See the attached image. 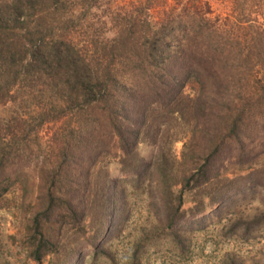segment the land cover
<instances>
[{"label": "trees", "instance_id": "1", "mask_svg": "<svg viewBox=\"0 0 264 264\" xmlns=\"http://www.w3.org/2000/svg\"><path fill=\"white\" fill-rule=\"evenodd\" d=\"M221 1L223 12L209 0H0V101L15 85L58 101L0 120V198L29 167L38 177L33 260L87 217L120 219L124 189L95 169L111 144L122 172H149L157 202L175 207L169 224L184 220L185 190L215 202L206 214L264 189V0ZM49 122L54 156L32 145Z\"/></svg>", "mask_w": 264, "mask_h": 264}, {"label": "rangeland", "instance_id": "2", "mask_svg": "<svg viewBox=\"0 0 264 264\" xmlns=\"http://www.w3.org/2000/svg\"><path fill=\"white\" fill-rule=\"evenodd\" d=\"M209 2L216 12L226 10L221 0ZM185 89L189 91V85ZM11 94L0 101V120L12 122L36 115L33 103L37 99L58 103L46 95L39 97L36 91L30 95L19 85L13 86ZM54 129L51 122L44 123L32 135V145L40 146L47 156H54L50 140ZM182 142L176 139L172 143L178 157ZM148 150L147 143L138 144L140 155L145 157ZM106 164L110 177L116 178L118 188L126 194L120 219L109 221L107 228V222L87 217L84 228H65L62 237H52L58 242V251L47 253L40 263L28 254L35 241L31 236L34 211L42 205L35 185L38 177L31 167L24 170L0 198V264H264V189L223 196V202L206 214L203 211L215 202L203 190H185L180 211L184 220L175 225L166 220V213L175 207L157 202L149 172L145 179L122 172L113 144L95 169L102 172ZM194 213L199 217L191 219Z\"/></svg>", "mask_w": 264, "mask_h": 264}]
</instances>
